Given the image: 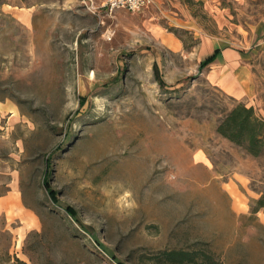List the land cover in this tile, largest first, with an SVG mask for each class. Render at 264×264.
I'll list each match as a JSON object with an SVG mask.
<instances>
[{"label":"rangeland","instance_id":"1","mask_svg":"<svg viewBox=\"0 0 264 264\" xmlns=\"http://www.w3.org/2000/svg\"><path fill=\"white\" fill-rule=\"evenodd\" d=\"M102 1L0 3V264H264V152L217 131L238 102L264 116V0ZM202 37L252 93L211 81Z\"/></svg>","mask_w":264,"mask_h":264},{"label":"trees","instance_id":"2","mask_svg":"<svg viewBox=\"0 0 264 264\" xmlns=\"http://www.w3.org/2000/svg\"><path fill=\"white\" fill-rule=\"evenodd\" d=\"M217 53L218 50L202 60L200 67L212 62ZM217 131L253 156H260L264 152V117L259 115L252 105L248 106L244 102L236 103L221 119ZM262 207H264V190L256 200L254 211ZM70 211L74 213L72 209ZM108 251L111 250L108 248ZM205 256L197 255V250H172L167 252L166 260L169 264H205L203 259Z\"/></svg>","mask_w":264,"mask_h":264},{"label":"crops","instance_id":"3","mask_svg":"<svg viewBox=\"0 0 264 264\" xmlns=\"http://www.w3.org/2000/svg\"><path fill=\"white\" fill-rule=\"evenodd\" d=\"M216 50H218L216 58L208 64L207 72L211 81L238 98L252 93L254 88L252 72L249 65L243 61L244 55L240 50L219 43L216 38L202 37L196 50L200 63Z\"/></svg>","mask_w":264,"mask_h":264},{"label":"built area","instance_id":"4","mask_svg":"<svg viewBox=\"0 0 264 264\" xmlns=\"http://www.w3.org/2000/svg\"><path fill=\"white\" fill-rule=\"evenodd\" d=\"M93 1L94 0H89ZM157 0H103L100 4L95 6L96 9H104V11L113 13L117 9H128L132 12H139L144 8L155 5Z\"/></svg>","mask_w":264,"mask_h":264},{"label":"bare ground","instance_id":"5","mask_svg":"<svg viewBox=\"0 0 264 264\" xmlns=\"http://www.w3.org/2000/svg\"><path fill=\"white\" fill-rule=\"evenodd\" d=\"M92 73H94V71H92ZM94 74H95V73H94ZM126 141H127V140H126ZM124 143H126V142H124ZM115 144H117V143H115ZM131 149H132V148H131ZM111 150H112V149H111ZM132 150H133V149H132ZM134 150H135V148H134ZM112 152H113V151H112ZM131 154H132V153H131ZM136 165H137V164H136ZM134 166H135V165H133V167H134ZM133 167H132V169L135 170ZM127 168H128V167H126V169H127ZM126 169H125V171H126ZM129 169H130V168H129ZM127 170H128V169H127ZM131 171H132V170H131ZM121 172H122V171H121ZM122 173H123V172H122ZM119 174H120V173H119ZM125 175H126V174H125ZM127 175H129V174H127ZM110 176H111V175H110ZM110 176H109V177H110ZM113 176H114V175H113ZM120 176L122 177L121 174H120ZM120 176H119V177H120ZM119 177H118V179L121 178V177H120V178H119ZM113 178H114V177H113ZM123 179H124V177H123ZM115 181H116V180H115ZM118 181H119V180H118ZM122 182H123V181H122ZM120 187H121V185H120ZM119 189H120V188H119ZM121 189H122V188H121Z\"/></svg>","mask_w":264,"mask_h":264}]
</instances>
